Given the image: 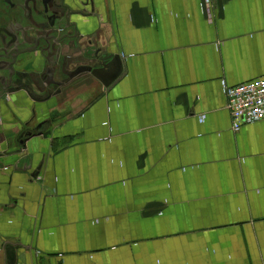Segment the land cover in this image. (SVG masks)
Segmentation results:
<instances>
[{
    "label": "crops",
    "instance_id": "0c3cea01",
    "mask_svg": "<svg viewBox=\"0 0 264 264\" xmlns=\"http://www.w3.org/2000/svg\"><path fill=\"white\" fill-rule=\"evenodd\" d=\"M210 1L208 21L201 0H94L65 76L22 65L29 89L0 96V264L7 247L16 264H264V121L231 130L222 92L264 78V0ZM95 50L117 59L102 80Z\"/></svg>",
    "mask_w": 264,
    "mask_h": 264
},
{
    "label": "flooded vegetation",
    "instance_id": "af4514ba",
    "mask_svg": "<svg viewBox=\"0 0 264 264\" xmlns=\"http://www.w3.org/2000/svg\"><path fill=\"white\" fill-rule=\"evenodd\" d=\"M59 0H0V80L12 75L8 92L29 89L28 73L22 65L39 63L65 76V40L78 41V33L61 26L56 16ZM63 12V11H62ZM18 52H25L16 55ZM99 52H87V60L98 61ZM26 59L25 61H23ZM62 60V63L60 61ZM90 68V66H88ZM86 71V70H85ZM6 76H3L2 74ZM7 78V79H6Z\"/></svg>",
    "mask_w": 264,
    "mask_h": 264
},
{
    "label": "water",
    "instance_id": "95a60500",
    "mask_svg": "<svg viewBox=\"0 0 264 264\" xmlns=\"http://www.w3.org/2000/svg\"><path fill=\"white\" fill-rule=\"evenodd\" d=\"M94 0H59L56 4L55 9H60L61 14L56 16V20H61L62 24H59L57 29L61 26L65 28H71L75 30V32L79 33V25L82 22L83 24L89 20V18H95V7H94ZM63 11V12H62ZM25 52H18L16 55H22ZM98 61L101 63L99 68H95L92 71V68L88 67L86 71H90L91 74L97 78L102 80L106 75L105 70L107 66H111L116 62V57L113 55H105L102 58L96 57ZM107 61H109L107 63ZM24 67V66H23ZM105 69V70H104ZM118 74H114L110 79L104 80L103 83L108 85L109 82L113 81ZM7 79V78H6ZM12 75L8 77L7 83L5 78L0 80V96L5 94H9L8 88H11ZM48 123H42L37 126L35 129V136H40L44 133L46 128L48 127ZM27 137H30V134H27ZM37 168L36 172L32 175V177L37 175ZM7 254V264H16V254L14 248L7 247L6 248Z\"/></svg>",
    "mask_w": 264,
    "mask_h": 264
},
{
    "label": "built area",
    "instance_id": "2783aa9c",
    "mask_svg": "<svg viewBox=\"0 0 264 264\" xmlns=\"http://www.w3.org/2000/svg\"><path fill=\"white\" fill-rule=\"evenodd\" d=\"M201 10L206 18L211 17V1L201 0ZM227 109L231 117V130L239 131L243 126L264 121V78L234 87H223ZM201 121L202 117L199 118Z\"/></svg>",
    "mask_w": 264,
    "mask_h": 264
}]
</instances>
